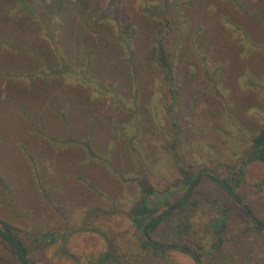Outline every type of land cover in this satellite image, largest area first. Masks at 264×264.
I'll list each match as a JSON object with an SVG mask.
<instances>
[{"label": "trees", "instance_id": "obj_1", "mask_svg": "<svg viewBox=\"0 0 264 264\" xmlns=\"http://www.w3.org/2000/svg\"><path fill=\"white\" fill-rule=\"evenodd\" d=\"M106 1L111 0H0V61H6L0 83L4 80L8 90L6 96L0 92V196L4 192L12 197L8 166L16 165L20 175V164L28 161L26 178L17 186L26 210L13 208L27 224L0 215V264H35L30 251L39 247H54L56 255L66 256L67 242L77 231L98 233L106 244L84 264H172L174 250L195 264H264V220L252 214L239 193L245 167L264 163V125L251 137L250 148L220 174L178 152L180 117L173 108L176 82L185 75L179 64L188 58V49L198 48L195 56L230 64L234 57L227 54L228 45L244 50L255 34L256 41L262 40L264 0H148L141 7L150 26V69L145 76L129 43L138 29L129 21L105 23ZM184 5L189 17L181 35L177 20ZM154 95L173 101L164 125L153 123L169 137L163 142L166 150L152 154L143 151L141 142H133ZM107 100L122 111L126 101L132 104L127 110L136 117L135 133L124 146L126 161L116 160L114 146L102 138L100 107ZM154 140L160 139L155 135ZM164 156L173 162L175 174L159 186L151 163ZM109 175L132 184L137 193L126 211L125 228L110 224L118 208L97 177ZM203 176L242 204L246 217L238 220L230 206L213 198L193 197V186ZM78 184L100 199L72 221L67 197L80 190ZM11 204L10 199L8 209ZM190 210L191 218L184 215ZM166 221L178 224V241L154 237ZM256 247L260 258L252 255Z\"/></svg>", "mask_w": 264, "mask_h": 264}, {"label": "rangeland", "instance_id": "obj_2", "mask_svg": "<svg viewBox=\"0 0 264 264\" xmlns=\"http://www.w3.org/2000/svg\"><path fill=\"white\" fill-rule=\"evenodd\" d=\"M37 1L39 2V0ZM148 4V0H111L103 4L102 10L106 17L105 23L117 24L118 22L121 24L129 21L138 29V33L129 40V43L139 60L144 76L145 72L150 69L147 56L150 50V26L147 23V13L141 7ZM188 14V6H182L177 20V27L181 35ZM257 36L255 34L254 38H251L254 42H251V45L244 50H240V45L237 44L228 45L227 54H231V57L234 58L226 66L195 56L198 48L193 49L192 52L188 49L186 53L188 58L186 57L179 64L182 73H185V78L181 74L176 82L178 95L173 104L175 113L180 117L181 126L179 130L181 140L180 144L176 145L177 150L179 153H184L187 159L216 169L220 174L227 171V166L232 163V158L240 156L250 148L251 137L264 125V36L262 40L256 41ZM226 39L227 42H230V38L226 37ZM206 49L201 47L199 50L206 53ZM232 63L235 64L232 65ZM240 63L243 65L241 66ZM5 64L6 61H0V69H3ZM222 66L223 69L216 72ZM145 87V91L150 92V86L145 85ZM0 92L1 96L7 95L8 90L5 89L4 80L0 83ZM172 101L169 96L167 100H161L159 95H154L151 98L149 104L146 105L149 108L148 114L142 118L143 129L134 138L133 145L136 146L141 142L143 151L146 153L151 151L152 154L154 151L161 153L166 150V144L163 142L169 137L163 135L161 129H154L153 123H157L161 127L164 125L165 116L168 115L166 108ZM125 103L127 108L132 107L130 101ZM117 106L119 107L118 104L110 106L109 100H107L100 107L101 118L99 119L102 121L103 129L101 134L107 143L109 141L111 146H114L115 159L126 161L127 153L124 146L127 144L128 137H134L135 132L132 124L136 117L132 116L127 108L123 107L124 111H122ZM179 108L181 111L178 110ZM155 135L160 140H154ZM150 159L151 156H148V160ZM156 163H151L156 167V176L153 181H156L155 184L158 182L157 185L161 186V181H169L174 176L175 170L173 162L168 156H164ZM27 165L28 161L18 165L21 171L23 169V173L20 175L16 173L18 169L15 171L14 166L16 165L8 166L9 178L13 182L12 197L4 192L0 196V215H4L17 224H27V219H21L13 209L16 207L19 212L26 210L25 202L22 199L23 195L17 186L18 181L26 178L24 172L28 171ZM47 171L52 173L51 166L47 167ZM92 174L95 176L94 171ZM97 177L104 183L105 193L112 200L113 207L118 208L117 213L112 215L110 224L117 228L127 227L126 211L137 196L136 190L132 184L121 179L117 180L110 175L109 177ZM244 178L245 182L239 189L242 203L250 209L256 218L264 220V163L255 161L248 164L244 170ZM78 185L80 190L71 192L72 198L67 197L68 203L73 206L72 210L68 211L72 221L79 217L82 209L100 199V196L96 197L83 184ZM193 187V197L204 201L213 198L223 205L230 206L238 220L246 217L242 204H238L224 188L208 177L203 176ZM10 199L12 204L8 209L7 204ZM29 202L28 200L27 203ZM193 213L190 210L184 215L191 218ZM102 225L107 226L105 223ZM177 225L171 221L162 223L154 233V237L160 241L173 239L178 241L179 238L177 239L175 231ZM66 247L71 255L59 256L55 254L54 247L49 249L39 247L30 251L29 257L35 264H84L89 257L104 251L106 244L98 233L77 231L70 236ZM252 255L255 258H260L261 252L256 247ZM171 260L172 264H195L189 255L178 250L172 251Z\"/></svg>", "mask_w": 264, "mask_h": 264}, {"label": "water", "instance_id": "obj_3", "mask_svg": "<svg viewBox=\"0 0 264 264\" xmlns=\"http://www.w3.org/2000/svg\"><path fill=\"white\" fill-rule=\"evenodd\" d=\"M2 224V222H0Z\"/></svg>", "mask_w": 264, "mask_h": 264}]
</instances>
